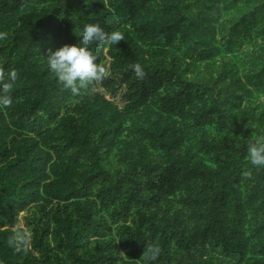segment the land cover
I'll return each instance as SVG.
<instances>
[{
	"label": "trees",
	"instance_id": "1",
	"mask_svg": "<svg viewBox=\"0 0 264 264\" xmlns=\"http://www.w3.org/2000/svg\"><path fill=\"white\" fill-rule=\"evenodd\" d=\"M87 24L122 33L90 46L122 78L73 93L46 58ZM0 33V88L17 73L0 264H264V167L247 158L264 136V0H0ZM121 86L123 107L106 98ZM31 206L19 244L6 227Z\"/></svg>",
	"mask_w": 264,
	"mask_h": 264
},
{
	"label": "clouds",
	"instance_id": "2",
	"mask_svg": "<svg viewBox=\"0 0 264 264\" xmlns=\"http://www.w3.org/2000/svg\"><path fill=\"white\" fill-rule=\"evenodd\" d=\"M6 34L0 33V39ZM82 46L78 43L73 46L65 45L52 51L46 58L48 70L53 73L58 82L66 89L77 92L78 86L83 87L94 81L102 79L106 74L105 67L97 63V56L90 50V46L99 42L100 44L112 46L123 41L120 31L105 32L98 24H87L83 28ZM131 70L138 79H143L145 72L143 67L137 63L131 65ZM17 78L13 70L9 73V82L0 88V107H7L11 103V97L7 93L11 90L12 82ZM247 158L254 167H264V136L258 137L247 146Z\"/></svg>",
	"mask_w": 264,
	"mask_h": 264
},
{
	"label": "rangeland",
	"instance_id": "3",
	"mask_svg": "<svg viewBox=\"0 0 264 264\" xmlns=\"http://www.w3.org/2000/svg\"><path fill=\"white\" fill-rule=\"evenodd\" d=\"M109 66L106 65V77L108 79L120 80L122 74H111ZM100 83V80H98ZM100 93L104 94V89L99 88ZM125 92V87L121 86L117 91L116 96L106 94V98L110 101H113L119 107H123L125 102L122 99V96ZM42 212L39 208L31 206L19 214L18 222L15 225H8L6 229H11L15 232V237L19 244L25 243L29 244L31 241L32 228L42 219Z\"/></svg>",
	"mask_w": 264,
	"mask_h": 264
}]
</instances>
